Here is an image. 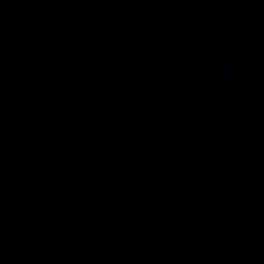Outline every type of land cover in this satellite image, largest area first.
I'll use <instances>...</instances> for the list:
<instances>
[{
	"label": "water",
	"instance_id": "obj_1",
	"mask_svg": "<svg viewBox=\"0 0 264 264\" xmlns=\"http://www.w3.org/2000/svg\"><path fill=\"white\" fill-rule=\"evenodd\" d=\"M0 264H264V0H0Z\"/></svg>",
	"mask_w": 264,
	"mask_h": 264
}]
</instances>
